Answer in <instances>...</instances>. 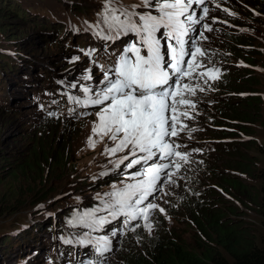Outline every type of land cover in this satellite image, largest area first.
<instances>
[{"label":"rangeland","instance_id":"1","mask_svg":"<svg viewBox=\"0 0 264 264\" xmlns=\"http://www.w3.org/2000/svg\"><path fill=\"white\" fill-rule=\"evenodd\" d=\"M123 3L136 4L139 0H123ZM7 4L12 8H6ZM102 4L103 0H0V202L3 201L0 205V264H78V260L88 259L89 251L85 248H78L73 258L67 254L70 248L60 258L53 250V243L64 237V232L76 235L87 232V228L70 226L66 220L102 207L97 194L111 191L113 184L120 186L125 174L136 170L125 169L124 164L119 168L113 166L112 162L127 155L126 152L111 157L102 154L105 145L110 144L107 138L97 143L95 149L88 147L86 142L97 119L98 107L67 106L66 102L53 106V101L45 94L53 91L64 99L65 96L60 95L64 91L83 97V87L91 85L95 90L102 78V72H97L91 63L90 58L96 57L89 58L81 47L83 43L71 37L85 32L84 20L98 22ZM209 4L208 18L212 20L213 31L210 35L205 31L208 40L200 44L210 56L204 61L205 67L197 72L215 66L220 70L219 78L209 80L207 85L199 76L192 80L185 78L184 83L194 87L199 84L205 90L197 88L194 96L187 97L195 102V110L187 109L191 119L180 117L188 127L179 137L172 138L181 149H194V144H199L201 151L194 156L193 166L185 164L173 177L175 184L161 180L163 188L154 202L163 207L166 214L155 212L151 234L143 227L132 232L122 226L115 236L113 230L110 231L114 226L100 233L90 232V237L110 239L112 250L107 254V264H134L145 257L157 240H177L186 248L199 251L197 242L208 243L207 239L212 240L214 233H204L196 221L209 219L211 213L216 217V212L232 221H241L243 228L254 237L255 244L262 246L264 218L259 215L254 199L258 195V182L253 175L264 168V125L262 121L250 123L246 134L237 128L226 131L228 124L221 123L219 117L223 116L221 111L230 113L229 105H224L230 98L238 102L230 107L235 113L237 105L248 104L247 101L257 97L259 106L255 102L241 109L261 120L264 117V9L259 0H215ZM72 8L80 11L73 12ZM225 8L229 11H224ZM50 21L63 24V31L57 33V29H49ZM66 30L70 32L67 39L63 37ZM232 43L237 47L233 48ZM75 57L79 59L74 60ZM87 69H91V80L84 79ZM246 78L259 82L258 87L257 82L251 83L255 87L250 88L247 84L243 88L236 85V79L244 81ZM33 91H39L46 99L32 103ZM221 95L229 98L222 99ZM72 109L77 114H89L76 118ZM50 112H56L59 118L50 116ZM225 139L243 140L247 145L231 153L216 144L205 145ZM238 152H243L244 156ZM241 158L250 167L246 172L239 167ZM102 172L107 174L100 175ZM223 172H233L247 187L252 186L253 194L224 183ZM28 188L33 191L24 192ZM203 195L205 202L211 205L205 213L196 204ZM232 209L237 211L231 213ZM67 212L74 214L66 217ZM20 224L34 228L35 247L20 238L6 251L3 236L18 239L22 235L20 231L12 234L9 231L20 229ZM203 228L207 230L206 226ZM57 235L59 239L54 240Z\"/></svg>","mask_w":264,"mask_h":264},{"label":"snow or ice","instance_id":"2","mask_svg":"<svg viewBox=\"0 0 264 264\" xmlns=\"http://www.w3.org/2000/svg\"><path fill=\"white\" fill-rule=\"evenodd\" d=\"M213 2L215 0H139V3L125 5L123 0H103L98 22L94 25L84 22L86 31L95 30L94 34L104 41L134 37L107 67L98 65L102 78L95 90L91 85L86 86L82 88L83 97L69 96L68 99L79 107L99 108L86 142L88 147L95 149L97 143L107 138L110 144L105 145L102 154L111 157L126 152L127 155L112 162L113 166L119 168L124 164L125 169L136 170L126 173L120 186L113 184L111 191L97 194L102 207L75 215L67 221L68 225L82 226L93 232L122 216L123 226L130 231L143 227L151 234L152 216L157 211L166 214L165 209L154 202L163 188L161 180L175 184L173 177L189 163L190 156L188 152L179 151L181 145L172 138L179 137L188 127L180 117L191 119L187 109L195 110V102L187 97L194 96L197 88L205 90L199 84L194 87L183 81L199 76L207 85L209 80L219 78L220 70L215 66L197 72L205 67L204 61L210 56L200 42L208 40L205 31H213L205 22L209 14L207 4ZM95 51L89 49L86 54L92 56ZM91 63L97 64V61ZM86 71L88 75L84 79L91 80V69ZM70 111L76 118L89 114ZM49 115L59 118L56 112ZM99 212L107 215L98 216ZM90 232L61 239L66 244L92 247L94 256L78 260V264H107L106 253L112 250L110 239L106 236L92 239ZM116 234L112 232L113 236Z\"/></svg>","mask_w":264,"mask_h":264},{"label":"trees","instance_id":"3","mask_svg":"<svg viewBox=\"0 0 264 264\" xmlns=\"http://www.w3.org/2000/svg\"><path fill=\"white\" fill-rule=\"evenodd\" d=\"M5 2V1H3ZM259 3L261 7L264 9V0H259ZM6 8H12L10 4L6 5ZM73 10V8H72ZM17 11V10H16ZM75 11H80V10H73ZM18 12V11H17ZM85 21H87L89 24L94 25L96 19H86L82 22V27L85 29ZM48 28L49 29H57L58 32H62L63 30V24H58L55 23L54 21H50L48 23ZM94 31H86L80 34H72V39L73 41H81L82 39L85 38L84 36L94 34ZM55 33V32H54ZM42 34V33H41ZM70 32L65 31L64 36L67 38L69 37ZM56 37V36H55ZM71 39V40H72ZM235 41L242 40L240 38H233ZM78 44V42H75ZM236 43H232V47ZM231 76V75H230ZM230 77L227 78V80ZM251 79L246 78L244 81L243 80H235L237 83L236 85L240 87H244L246 84L250 88L251 86L255 87V85H251V83H256L250 81ZM245 81H250V83H247ZM259 82L256 83V87H258ZM221 88V86H218ZM257 95L258 92H255ZM221 98H229V97H224L221 95ZM219 99V98H217ZM248 104H239L237 105V112L232 113L230 110V107L234 103V100L230 98L229 101L224 102V105H229L228 110L230 113L225 114L223 111L221 113L223 114L222 117H219L221 119V123L227 122L228 128L226 131H229L232 128H237L239 131L244 132L245 134L248 132L250 123L255 124L256 122L262 121V124L264 125V117L261 119L254 117V113H246V109L242 111L241 107L249 105L251 106V103L258 102L259 106V98H254L251 101H247ZM257 110H259L257 108ZM220 111V110H219ZM257 115V112H256ZM232 134V133H231ZM225 139L223 142H218V143H208L205 145L209 144H216L218 147L220 146L221 148H224L228 150V153H231L233 151H238L241 146L247 145L245 141L239 140V141H226ZM264 154V151H263ZM238 155L244 156L243 152H238ZM247 157V155H245ZM239 167L241 168V171L246 172L247 170L250 169V167H247V163H245V159H240L238 161ZM221 172V171H220ZM13 173V172H12ZM243 173V172H242ZM15 175V174H14ZM238 177L241 178V174H238ZM254 178L257 179L258 182V195L254 196V199L256 200L257 203V210L259 215L264 218V168L259 170L256 174L253 175ZM224 183H227L229 186L235 188V189H242L241 191L245 190L248 193L251 192V187L248 185V187L238 178L235 177V174L232 172H223V177H222ZM33 188H28L24 192H32ZM196 192V191H195ZM41 193V191H40ZM35 194H39L38 192L35 191ZM45 197L44 195H42ZM206 197L203 195V199H199L198 202H196L197 205L203 210L207 211L210 209L209 207L211 206L208 204V202H205ZM3 203L0 202V205ZM236 209H232L231 213H235ZM237 211V210H236ZM71 214L70 212H67L65 214L66 217ZM74 213L72 212L71 215ZM216 217L213 216L211 213L209 215V219H203L201 223L196 221V224L198 228L206 233V231H211L214 233V238L212 237V240H208V243L206 242H197V245L199 247V251H194L190 250L185 247V245L177 240H157L154 243H152L151 247L149 250L146 251V255L144 258H139V260H136L134 264H264V238L262 246H258L255 244L254 237L249 234V230L244 229L242 224L240 223L241 221L235 220L232 221L229 219L228 216H225L224 214L221 213H215ZM213 216V217H212ZM65 221V220H64ZM67 221V220H66ZM203 226L207 227V230L203 228ZM33 232H28L24 235L25 239H27L25 242L28 243L30 246H34V239L35 236L32 234ZM28 236V238H27ZM207 237V236H206ZM208 238V237H207ZM19 239H15L13 241H9L7 236L4 238V243L3 246L6 248V251H9L12 249V245L16 243ZM19 247V246H18Z\"/></svg>","mask_w":264,"mask_h":264},{"label":"clouds","instance_id":"4","mask_svg":"<svg viewBox=\"0 0 264 264\" xmlns=\"http://www.w3.org/2000/svg\"><path fill=\"white\" fill-rule=\"evenodd\" d=\"M207 7L209 8V10H210V4L208 3L207 4ZM197 13H199V8H197ZM205 22L206 23H208V24H210L211 25V27H213L212 26V24H211V22H212V20H210L208 17L206 18V20H205ZM209 33V35H210V32H208ZM82 41H83V39H82ZM96 46V45H95ZM247 50V49H246ZM97 55L100 57V56H102L101 54H99V53H97ZM188 58H186V60H187ZM28 98V97H27ZM228 128V127H227ZM226 128V129H227ZM231 129H229V131H235V129H233L232 127H230ZM178 140H180V139H178ZM224 141V140H223ZM222 141V142H223ZM226 141H231V140H226ZM237 141H239V140H237ZM243 141V140H242ZM225 142V141H224ZM197 149H199L200 150V146H199V144L197 145V144H194V149L193 148H190V149H188V148H185V149H179V150H184L183 152H188V153H190V156H189V165H191V166H193L194 165V162L192 161L193 160V158H195L194 156L198 153V152H200V151H196ZM197 158V157H196ZM187 165V164H186ZM14 231H20L21 233H22V235H24L25 236V234L26 233H28V232H33L32 234L35 236V231H34V228H32V227H28L26 224H20V229H10V231H9V233H13ZM48 231H49V229H48ZM21 235V236H22ZM7 236V238H8V240L9 241H13V240H15L13 237H12V239L11 238H9L8 237V235H6ZM26 237V236H25ZM4 238H5V236H3V241H4ZM27 238H28V236H27ZM57 239H59V236L57 235V236H55V238H54V240H57ZM4 243V242H3ZM65 244L66 243H60V239L59 240H57L56 241V243L54 242L53 243V250L54 251H57V253H56V255L57 256H59L60 258L61 257H63V255H64V251H67V247L65 246ZM34 247H35V245H34ZM59 249V250H58ZM39 250V249H38ZM74 250L75 251H77V250H79V249H76V248H74ZM40 251V250H39Z\"/></svg>","mask_w":264,"mask_h":264},{"label":"bare ground","instance_id":"5","mask_svg":"<svg viewBox=\"0 0 264 264\" xmlns=\"http://www.w3.org/2000/svg\"><path fill=\"white\" fill-rule=\"evenodd\" d=\"M83 21V20H82ZM46 219H47V217H46Z\"/></svg>","mask_w":264,"mask_h":264}]
</instances>
